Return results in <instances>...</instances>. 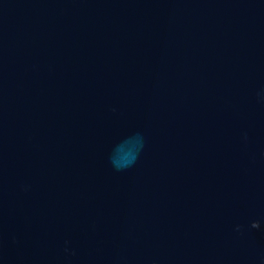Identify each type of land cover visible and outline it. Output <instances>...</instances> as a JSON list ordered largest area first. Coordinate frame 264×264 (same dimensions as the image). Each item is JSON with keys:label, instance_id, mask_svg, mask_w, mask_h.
I'll return each mask as SVG.
<instances>
[{"label": "water", "instance_id": "obj_1", "mask_svg": "<svg viewBox=\"0 0 264 264\" xmlns=\"http://www.w3.org/2000/svg\"><path fill=\"white\" fill-rule=\"evenodd\" d=\"M0 264H264V0H0Z\"/></svg>", "mask_w": 264, "mask_h": 264}]
</instances>
